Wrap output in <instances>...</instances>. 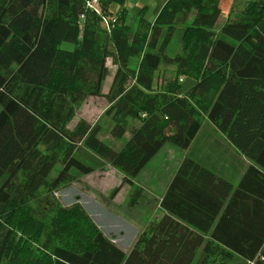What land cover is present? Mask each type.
<instances>
[{
	"label": "trees",
	"instance_id": "1",
	"mask_svg": "<svg viewBox=\"0 0 264 264\" xmlns=\"http://www.w3.org/2000/svg\"><path fill=\"white\" fill-rule=\"evenodd\" d=\"M86 1L0 0V264H227L233 254L264 264V1L218 30V0H166L152 21L140 9L134 27L125 8L111 11L125 0H98L99 13ZM175 30L181 52L169 54ZM108 57L116 69L103 93ZM161 64L175 77L156 90ZM183 75L195 79L185 92ZM90 96L108 103L113 138L128 119L139 122L120 147L98 137V123L69 126ZM204 118L252 164L233 188L184 156L159 201L163 213L127 251L80 203L49 198L100 162L122 173L114 196L165 143L187 149Z\"/></svg>",
	"mask_w": 264,
	"mask_h": 264
},
{
	"label": "rangeland",
	"instance_id": "2",
	"mask_svg": "<svg viewBox=\"0 0 264 264\" xmlns=\"http://www.w3.org/2000/svg\"><path fill=\"white\" fill-rule=\"evenodd\" d=\"M165 1L166 0H125L123 5L114 4L111 11L116 15L122 7L125 8V22L129 26L134 27L140 9H144L143 15L145 19L152 21ZM250 1L260 2L264 0H218L220 15L214 25V29L218 30L227 17L240 14L246 4ZM61 46L63 48H71V44L69 43H63ZM166 50L169 54L181 52V39L179 31H174ZM130 63L137 66L138 58H133ZM106 66L108 68V75L103 82V93L108 90L116 69V64L111 57L106 59ZM174 77V66L161 64L154 74V89H164L167 84L174 79ZM180 77L181 76H179L178 79H180ZM194 81L195 79L191 75H183L179 81L181 91L185 92L191 87ZM107 106L108 103L101 96L86 97L76 107L74 118L69 126H72V124L79 118H84L91 124L98 123L101 128L98 137L112 148L120 147L129 137L130 130L136 127L139 122L136 119H128V130L124 136L119 139L113 138L109 134L111 120L109 116L104 115ZM173 147L174 149L180 151L179 148L175 146ZM160 157H162V155ZM160 157L158 158V162H155L157 159L150 160L147 163V167L144 168L145 170L140 171V173L133 178V184L131 187L130 185L122 184L114 196H111L112 189L121 184L122 173L109 164L100 162V165H97L93 172L78 177L76 180L72 181L55 193H51L49 198L52 202L59 206H68L73 202H78L85 210L90 209L100 213L101 215H104L103 209L105 206L119 217L125 218L126 220H135L137 222L141 221L144 224L145 222L151 220L155 214L157 215L161 212L160 208L155 206L156 201L154 200V198H159V195L157 194L160 192L162 182V180L160 182L156 178L158 174H161L163 166ZM148 170L149 173L147 172ZM137 187L140 190V195H134L132 197L131 194L134 193V190L132 191V189ZM136 197V203L130 204L131 200ZM106 217L109 218V220H107L105 224L109 223V228H112L114 226L112 224L116 223L120 226L121 223L118 218ZM113 229H116V227ZM118 239V236H112V240L118 241ZM124 248H126V246H124ZM216 264H218V262Z\"/></svg>",
	"mask_w": 264,
	"mask_h": 264
},
{
	"label": "crops",
	"instance_id": "3",
	"mask_svg": "<svg viewBox=\"0 0 264 264\" xmlns=\"http://www.w3.org/2000/svg\"><path fill=\"white\" fill-rule=\"evenodd\" d=\"M161 155L162 157H160ZM186 155L195 159L201 165L211 169L219 177L230 182L233 188L237 186L246 168L252 164L250 160L244 157L228 141V139L223 133L218 131L212 123H210L206 118H204L201 122L200 129L198 130L196 136L194 137L187 149H180V151H178L177 149H174L171 144L165 143L152 157L151 160L157 159L155 162H158V158L160 157L163 165L161 174H158L156 176V178L160 182L162 180L160 192L157 194L159 195V198H154V200L156 201L155 206H157V208L159 207V201L163 193L165 192L168 183L174 175L179 163ZM146 167L147 164L144 168ZM144 168L142 170H145ZM147 172L149 173V170ZM160 210V214H155L152 219L160 216L163 213V210L161 208ZM236 210H238L239 213L236 214ZM86 211L94 220V222L98 225V227L101 229L105 236L109 237L111 240L112 236L119 237L118 241H112L123 251H127L130 248L136 235L143 229L144 225L148 222L147 221L143 224L141 221L137 222L135 220H126L125 218L117 216V214H114L105 206L103 209L104 215H101L100 213L92 211L90 209H86ZM249 212L252 215L255 214L252 213V211L250 210ZM106 216L118 218L121 223L120 226L118 225V223H116L112 224L114 225L112 228H109V223L105 224V222L109 220V218H107ZM237 216H241V210L238 208H234L231 211V219H233L234 221ZM114 227H116V229H113ZM226 227L227 230H231L233 233H238L237 229L233 225ZM124 246H126V248H124ZM227 264L253 263L246 262L237 254H233L232 260H230Z\"/></svg>",
	"mask_w": 264,
	"mask_h": 264
},
{
	"label": "built area",
	"instance_id": "4",
	"mask_svg": "<svg viewBox=\"0 0 264 264\" xmlns=\"http://www.w3.org/2000/svg\"><path fill=\"white\" fill-rule=\"evenodd\" d=\"M86 7H88L89 9L93 10L96 13L100 12L98 0H87L86 1ZM180 79H181V77H180Z\"/></svg>",
	"mask_w": 264,
	"mask_h": 264
}]
</instances>
